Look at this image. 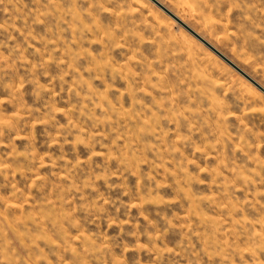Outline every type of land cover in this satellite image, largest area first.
Returning <instances> with one entry per match:
<instances>
[{
	"label": "rangeland",
	"instance_id": "obj_1",
	"mask_svg": "<svg viewBox=\"0 0 264 264\" xmlns=\"http://www.w3.org/2000/svg\"><path fill=\"white\" fill-rule=\"evenodd\" d=\"M0 264H264V0H0Z\"/></svg>",
	"mask_w": 264,
	"mask_h": 264
},
{
	"label": "water",
	"instance_id": "obj_2",
	"mask_svg": "<svg viewBox=\"0 0 264 264\" xmlns=\"http://www.w3.org/2000/svg\"><path fill=\"white\" fill-rule=\"evenodd\" d=\"M166 10V9H165ZM167 11V10H166ZM168 12V11H167ZM170 15H172L170 12H168ZM173 16V15H172ZM174 17V16H173ZM174 18H176V17H174ZM176 20H177V18H176ZM191 31V30H190ZM192 32V31H191ZM193 33V32H192ZM194 34V33H193ZM209 46V45H208ZM228 62V61H227ZM230 63V62H229Z\"/></svg>",
	"mask_w": 264,
	"mask_h": 264
},
{
	"label": "bare ground",
	"instance_id": "obj_3",
	"mask_svg": "<svg viewBox=\"0 0 264 264\" xmlns=\"http://www.w3.org/2000/svg\"><path fill=\"white\" fill-rule=\"evenodd\" d=\"M259 85V84H258Z\"/></svg>",
	"mask_w": 264,
	"mask_h": 264
}]
</instances>
